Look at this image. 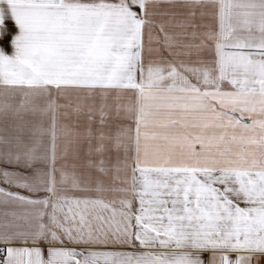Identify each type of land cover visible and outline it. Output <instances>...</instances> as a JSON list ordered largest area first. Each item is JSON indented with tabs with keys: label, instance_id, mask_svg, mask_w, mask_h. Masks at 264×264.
I'll return each mask as SVG.
<instances>
[{
	"label": "snow or ice",
	"instance_id": "6c2138e0",
	"mask_svg": "<svg viewBox=\"0 0 264 264\" xmlns=\"http://www.w3.org/2000/svg\"><path fill=\"white\" fill-rule=\"evenodd\" d=\"M0 264H264V0H0Z\"/></svg>",
	"mask_w": 264,
	"mask_h": 264
}]
</instances>
